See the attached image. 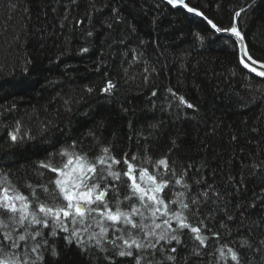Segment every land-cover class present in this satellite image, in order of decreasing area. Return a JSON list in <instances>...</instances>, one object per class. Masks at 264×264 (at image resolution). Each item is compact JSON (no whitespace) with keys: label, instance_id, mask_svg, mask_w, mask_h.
<instances>
[{"label":"trees","instance_id":"16d2710c","mask_svg":"<svg viewBox=\"0 0 264 264\" xmlns=\"http://www.w3.org/2000/svg\"><path fill=\"white\" fill-rule=\"evenodd\" d=\"M86 3L81 0L72 15L83 16ZM237 3L191 0L219 26L230 24ZM115 6L120 7L126 23L114 24L112 29L103 27V19L110 15L105 8L94 13L91 26L95 34L87 37L82 30L70 31L67 23L60 28L64 9L57 6L53 13L52 0H0V171L9 173L27 193L26 183L35 185L54 178V173L37 167L50 153L73 141L89 156L99 152L96 141L87 135L90 129L101 143L111 144L116 155L142 153L147 144L154 161L168 151L171 139L178 137L180 147L171 152L169 162L175 161L179 168L206 159L209 180L216 170L219 181L230 159L238 169L241 157H264V80L239 64L237 45L226 42L233 39L214 33L204 20L163 0H115ZM157 13L159 19L153 25ZM129 23L135 25V32ZM240 27L250 51L264 59V0H257ZM197 32L205 37L203 43L195 39ZM83 46L90 51L80 53ZM133 50L142 55L130 66ZM145 67L149 68L148 83L143 78ZM106 78L117 83L112 96L100 92ZM88 87L95 91L89 94ZM169 87L199 110L184 108L178 114L174 106L169 108ZM153 90L157 91L155 97L151 96ZM66 101L70 103L66 105ZM69 106L70 112L66 111ZM18 121L21 134L27 132L31 138L12 144L8 133ZM101 121L102 126L97 127ZM152 124L159 130L146 142L143 135ZM253 127L259 128L258 134L251 131ZM233 135L237 140L231 139ZM61 159L56 156L54 162ZM145 167L152 170L151 165ZM194 173L195 169L189 175ZM261 187L264 182L249 179L246 197L251 198ZM253 211V219L264 214L260 208ZM220 220L217 215L216 221ZM232 233L237 235L235 227ZM226 239L231 237H222L221 242ZM184 241L191 247L190 236ZM57 247L59 259H49L47 264H106L97 254H83L62 239ZM178 252L183 256L187 249ZM123 264H129L128 260Z\"/></svg>","mask_w":264,"mask_h":264},{"label":"snow or ice","instance_id":"6c2138e0","mask_svg":"<svg viewBox=\"0 0 264 264\" xmlns=\"http://www.w3.org/2000/svg\"><path fill=\"white\" fill-rule=\"evenodd\" d=\"M80 2L52 0L53 13L57 12V6L64 9L59 21L61 29L67 23L70 31L79 29L87 37H93V15L105 8H109L110 15L103 19V27L112 29L114 24L126 23L115 0H102L100 4L97 0H87L84 15L77 18L72 10L78 9ZM163 2L203 18L214 33L234 38L226 42L238 45L239 64L264 80V59L253 55L240 27L257 0H238L227 26L217 25L200 7L193 6L191 0ZM158 19L159 13L152 18L153 25ZM128 27L136 31L135 25L129 23ZM194 35L198 42H204L205 37L199 32ZM79 51L87 53L90 48L83 46ZM141 55L133 50L130 66L139 62ZM143 72L144 82L148 83L149 68L145 67ZM116 90L117 83L107 78L100 88L106 96H112ZM86 91L91 94L95 90L88 87ZM167 92L172 97L167 106H174L178 114L184 108L199 110L173 88L169 87ZM156 95L157 91L153 90L151 96ZM66 111L70 112L71 107ZM102 124L99 122L97 127ZM149 127L147 135L141 134L146 142L159 130L157 124ZM251 131L258 134L259 128L253 127ZM87 135L99 146L97 154L89 156L79 150L76 141L59 152L50 153L49 159L39 162L37 167L54 173V178L35 185L26 183L27 193L11 180L9 173L0 171V264H47L49 259L58 260L57 245L61 239L68 247L74 244L83 254H97L106 264H117L118 260L123 264L125 259L129 264H178L179 261L183 264H264V214L252 218L257 208L264 213V187L253 192L251 198L245 195L249 179L264 182V157L252 154L247 160L241 157L238 169L228 160L227 171L217 181L216 170L211 173L213 179H208L206 159L199 164H181L179 168L175 161L169 162L171 152L180 147L178 137L172 138L168 151L154 161L147 144L142 153L126 151L116 155L113 146L101 143L93 130ZM26 136L27 132L21 134L19 121L8 133L12 144L22 142ZM231 139L235 141L237 137L233 135ZM56 156L62 158L59 163L54 162ZM145 165H151L152 170ZM193 169L195 173L190 176ZM217 215L221 216L219 222ZM233 227L237 232L235 237ZM186 235L190 236L191 247L184 241ZM222 237L231 239L221 242ZM179 248L187 252L181 256Z\"/></svg>","mask_w":264,"mask_h":264},{"label":"water","instance_id":"95a60500","mask_svg":"<svg viewBox=\"0 0 264 264\" xmlns=\"http://www.w3.org/2000/svg\"><path fill=\"white\" fill-rule=\"evenodd\" d=\"M177 9H181V10H183L184 12H186L187 14H190V15H193V16H195L194 14H191V13H188L186 10H184V9H182V8H179V7H177ZM195 17H197V16H195ZM198 18H200V19H202V20H204L203 18H201V17H198ZM208 18L209 19H211L209 16H208ZM205 21V20H204ZM214 21V20H213ZM206 22V21H205ZM216 23V22H215ZM211 29V28H210ZM212 30V29H211ZM213 31V30H212ZM214 32V31H213ZM216 34H218V35H222V36H226V37H229V38H231V39H234V38H232V37H230L228 34H225V33H216ZM245 44L247 45V42H246V39H245ZM237 48H238V45H237ZM257 70L259 71V70H261V69H259V67L257 66ZM253 74V73H252ZM255 75V74H254Z\"/></svg>","mask_w":264,"mask_h":264},{"label":"bare ground","instance_id":"6f19581e","mask_svg":"<svg viewBox=\"0 0 264 264\" xmlns=\"http://www.w3.org/2000/svg\"><path fill=\"white\" fill-rule=\"evenodd\" d=\"M212 19V18H211ZM213 20V19H212ZM215 22V21H214Z\"/></svg>","mask_w":264,"mask_h":264}]
</instances>
